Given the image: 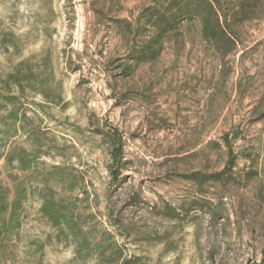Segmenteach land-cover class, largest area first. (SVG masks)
Returning <instances> with one entry per match:
<instances>
[{
  "label": "rangeland",
  "instance_id": "1",
  "mask_svg": "<svg viewBox=\"0 0 264 264\" xmlns=\"http://www.w3.org/2000/svg\"><path fill=\"white\" fill-rule=\"evenodd\" d=\"M155 2L0 0V192L27 190L0 264H264V16L226 63L197 24L137 59ZM49 186L83 244L42 213Z\"/></svg>",
  "mask_w": 264,
  "mask_h": 264
},
{
  "label": "trees",
  "instance_id": "2",
  "mask_svg": "<svg viewBox=\"0 0 264 264\" xmlns=\"http://www.w3.org/2000/svg\"><path fill=\"white\" fill-rule=\"evenodd\" d=\"M148 16L149 38L144 47V53L138 54L137 59L145 60L156 57L164 47L166 39L171 38L180 29L197 24L200 27L203 42L214 52L217 63H226L240 50L243 43L244 29L256 19L264 16V0H156L144 9ZM14 96H0V106L6 102H13ZM114 143L111 156L110 171L118 177L124 151L122 138L114 131ZM230 155L234 157L233 145L226 142ZM234 165V164H232ZM117 167V168H115ZM50 173L45 181L53 179ZM215 180L221 181L222 174H214ZM55 178V177H54ZM2 184H0V188ZM2 195V209L0 225L5 228L4 233H12L20 226V212L27 197L26 188H16L15 191ZM48 195H43L41 203L42 213L48 217L52 225L59 232H66V236L83 244V228L73 217H69L63 210V201L56 200L53 187H48ZM82 242V243H81ZM101 247V242L97 243ZM138 257H124L117 255L114 262L119 264H142Z\"/></svg>",
  "mask_w": 264,
  "mask_h": 264
}]
</instances>
